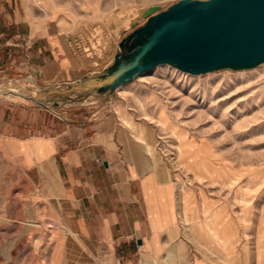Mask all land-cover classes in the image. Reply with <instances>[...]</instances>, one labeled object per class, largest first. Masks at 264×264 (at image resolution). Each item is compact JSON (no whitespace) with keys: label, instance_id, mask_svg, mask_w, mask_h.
I'll list each match as a JSON object with an SVG mask.
<instances>
[{"label":"rangeland","instance_id":"rangeland-1","mask_svg":"<svg viewBox=\"0 0 264 264\" xmlns=\"http://www.w3.org/2000/svg\"><path fill=\"white\" fill-rule=\"evenodd\" d=\"M16 1L31 24L52 20L67 53L87 65L88 75L112 62L119 41L133 29L130 20L135 18V27L145 22L139 9L153 5L157 12L178 0ZM23 50L8 35L0 37L2 113L18 107V113L28 109L71 123L102 107L119 118L120 110L131 112L150 123L178 181L199 189L203 220L194 200H184V213L193 233L207 235L208 256L224 264H264V64L204 74L159 64L101 98L16 68L13 60ZM41 125L31 135L45 134ZM8 135L0 132V264H57L54 247L62 227L52 198L55 182L50 173L25 167L41 140L23 143Z\"/></svg>","mask_w":264,"mask_h":264},{"label":"crops","instance_id":"crops-1","mask_svg":"<svg viewBox=\"0 0 264 264\" xmlns=\"http://www.w3.org/2000/svg\"><path fill=\"white\" fill-rule=\"evenodd\" d=\"M29 20L16 0H0V37L24 47L13 65L36 70L44 82L75 85L87 65L73 61L52 20ZM11 108L0 110V132L23 143L41 140L25 167L50 173L55 182L51 192L62 227L54 247L57 264H224L208 256L207 235L189 229L184 200L195 201L202 221L200 191L178 181L150 123L124 110L120 118L102 112L105 107L71 123ZM39 125L45 134L31 135ZM186 208L191 215V206Z\"/></svg>","mask_w":264,"mask_h":264},{"label":"water","instance_id":"water-1","mask_svg":"<svg viewBox=\"0 0 264 264\" xmlns=\"http://www.w3.org/2000/svg\"><path fill=\"white\" fill-rule=\"evenodd\" d=\"M156 10H138L145 22L135 27L130 20L133 29L119 41L112 62L83 76L78 89L106 98L164 63L190 74L264 64V0H178Z\"/></svg>","mask_w":264,"mask_h":264},{"label":"bare ground","instance_id":"bare-ground-1","mask_svg":"<svg viewBox=\"0 0 264 264\" xmlns=\"http://www.w3.org/2000/svg\"><path fill=\"white\" fill-rule=\"evenodd\" d=\"M21 95H22V94H21ZM18 96H19V95H18ZM26 96H27V95H26ZM30 97H31V98L34 100L36 96H35V97H34V96H33V97H32V96H30ZM41 102H42V101H41ZM34 104H35V103H34Z\"/></svg>","mask_w":264,"mask_h":264}]
</instances>
